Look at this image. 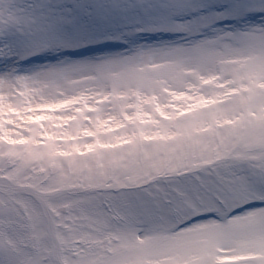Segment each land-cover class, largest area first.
<instances>
[{
    "label": "snow or ice",
    "instance_id": "obj_1",
    "mask_svg": "<svg viewBox=\"0 0 264 264\" xmlns=\"http://www.w3.org/2000/svg\"><path fill=\"white\" fill-rule=\"evenodd\" d=\"M0 264H264V0H0Z\"/></svg>",
    "mask_w": 264,
    "mask_h": 264
}]
</instances>
